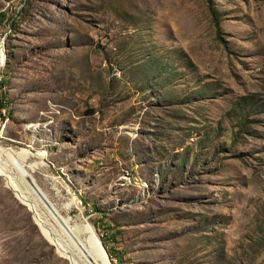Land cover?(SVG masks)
<instances>
[{
  "label": "rangeland",
  "instance_id": "1",
  "mask_svg": "<svg viewBox=\"0 0 264 264\" xmlns=\"http://www.w3.org/2000/svg\"><path fill=\"white\" fill-rule=\"evenodd\" d=\"M0 53L53 205L47 238L0 177V264H71L75 222L99 264H264V0H0Z\"/></svg>",
  "mask_w": 264,
  "mask_h": 264
},
{
  "label": "bare ground",
  "instance_id": "2",
  "mask_svg": "<svg viewBox=\"0 0 264 264\" xmlns=\"http://www.w3.org/2000/svg\"><path fill=\"white\" fill-rule=\"evenodd\" d=\"M3 62L4 55L0 53V68L3 66ZM31 157L36 159L35 162H32L33 164H41L40 160L44 158V152L34 153L29 147H22L17 151H12L0 146V177L3 178L7 188L13 192L14 197L30 210L33 221L40 226L41 231L48 238L51 237V231L46 227V223L42 221L41 210L44 209L49 214L50 208L53 205L47 200L45 194H43L37 183L26 171V163ZM70 206L71 204L64 205L65 209H68ZM73 229L76 234L84 235L83 240L80 242L82 247L80 248L79 246L78 248L77 246L74 249V251H77L78 256L70 253L66 247L59 246L56 239L50 238L51 242H53L52 244L58 247V254L71 264H99V260L107 258V254L100 244L101 242L96 238L93 233L94 230H92L89 224L75 222Z\"/></svg>",
  "mask_w": 264,
  "mask_h": 264
},
{
  "label": "trees",
  "instance_id": "3",
  "mask_svg": "<svg viewBox=\"0 0 264 264\" xmlns=\"http://www.w3.org/2000/svg\"><path fill=\"white\" fill-rule=\"evenodd\" d=\"M4 107H5V106H4V104H3L2 97H0V122H3V121H4V118H3L2 114H1V111L4 109ZM102 244H103V246H105V245H104L105 243H102ZM108 254H109L110 257H111V252L108 251ZM114 256H115V255H114ZM115 260H117L118 262H121V260H120L119 257H116Z\"/></svg>",
  "mask_w": 264,
  "mask_h": 264
},
{
  "label": "water",
  "instance_id": "4",
  "mask_svg": "<svg viewBox=\"0 0 264 264\" xmlns=\"http://www.w3.org/2000/svg\"><path fill=\"white\" fill-rule=\"evenodd\" d=\"M40 192V191H39ZM41 194V193H40ZM41 196L46 200V198L41 194Z\"/></svg>",
  "mask_w": 264,
  "mask_h": 264
}]
</instances>
